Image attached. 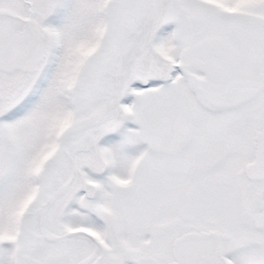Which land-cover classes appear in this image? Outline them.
Returning <instances> with one entry per match:
<instances>
[{
  "label": "snow or ice",
  "instance_id": "1",
  "mask_svg": "<svg viewBox=\"0 0 264 264\" xmlns=\"http://www.w3.org/2000/svg\"><path fill=\"white\" fill-rule=\"evenodd\" d=\"M0 264H264V0H0Z\"/></svg>",
  "mask_w": 264,
  "mask_h": 264
}]
</instances>
